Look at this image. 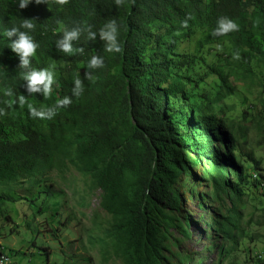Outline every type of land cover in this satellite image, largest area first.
Listing matches in <instances>:
<instances>
[{"label":"trees","instance_id":"1","mask_svg":"<svg viewBox=\"0 0 264 264\" xmlns=\"http://www.w3.org/2000/svg\"><path fill=\"white\" fill-rule=\"evenodd\" d=\"M220 17L239 25L225 35L242 65L233 72L212 66L199 81L218 76L214 98L204 92L194 99L197 86L190 89V77L174 73L171 56L181 37L197 26L209 36ZM24 18H30L35 28L21 31L39 45L30 58L31 67L39 70L54 64L58 69L47 97L27 92L25 69L19 67L20 58L4 35ZM113 19L122 48L118 53L107 52L99 38V29ZM77 25L85 31L72 44L83 52L60 51L56 42L63 30ZM89 26L97 33L95 40L88 38ZM94 55L103 58L104 66L87 69ZM253 59L264 63V0H123L120 6L115 0H68L63 5L29 0L24 9L19 0H0V109L5 112L0 115V184L48 171L60 156L70 157L103 190L102 207L114 218L110 235L126 263L172 264L168 254L179 240L172 239L171 232L189 237L191 223L182 214L184 196L177 187L182 174L200 168L199 183L205 182L215 198L223 193L232 201L228 210L235 220L241 218L243 207L236 199L264 187L262 161L240 146L233 123L214 112L216 102L234 94L236 75ZM180 63L188 68L193 59L185 55ZM86 70L92 80L85 77ZM77 78L83 85L78 96L72 92ZM64 97L71 103L57 107ZM29 105L52 109L55 115L34 117ZM17 132L21 138H15ZM259 144L264 147V134ZM190 191L205 210L206 195ZM213 223L209 224L213 238L221 235L225 240L211 247L221 258L217 264H222L232 249L228 239H233V248L240 242L231 234V220ZM177 256L175 264L192 260L180 251Z\"/></svg>","mask_w":264,"mask_h":264},{"label":"rangeland","instance_id":"2","mask_svg":"<svg viewBox=\"0 0 264 264\" xmlns=\"http://www.w3.org/2000/svg\"><path fill=\"white\" fill-rule=\"evenodd\" d=\"M172 36H165V44ZM185 55L193 59L188 68L180 63ZM237 57L227 35L212 32L208 36L199 26L179 39L171 56L174 73L188 75L190 89L197 86L193 92L198 100L204 92L214 98L219 84L215 74L207 75L204 81L199 78L216 65L231 72L241 68ZM47 69L54 72L55 78L57 67L52 64ZM236 77L234 94L216 102L214 112L233 123L240 146L253 151L264 168V147L259 144L264 134V63L253 59ZM21 137L17 132L15 138ZM200 176L201 169L196 168L193 174H182L177 183L184 196L182 214H187L191 223L187 227L189 237L183 238L178 230L171 232L172 239L179 240L178 247H172L168 254L172 264L179 260L178 251L192 257L186 264L221 261L217 249L211 247L225 240L221 235L213 238L209 224L223 218L231 220V234L240 243L233 248V239H228L232 249L222 264H264V187L247 190L236 199L243 207L241 218L235 220L228 210L234 206L232 201L225 200L223 193L215 198L205 182L199 183ZM191 189L206 195L203 201L208 211L199 206ZM102 195L92 176L67 156H60L48 171L1 183L0 250L9 254L10 264H127L111 238L114 218L102 207Z\"/></svg>","mask_w":264,"mask_h":264},{"label":"clouds","instance_id":"3","mask_svg":"<svg viewBox=\"0 0 264 264\" xmlns=\"http://www.w3.org/2000/svg\"><path fill=\"white\" fill-rule=\"evenodd\" d=\"M42 0H35V3L40 4ZM57 4L63 5L68 3V0H55ZM123 0H115V4L120 6ZM29 0H19V8L24 9L28 7ZM59 23V21H58ZM184 25L187 26L186 22ZM33 30L35 25L31 22L30 18H24L22 23L17 26H12L6 29L4 35H6L11 41L10 48L15 52L19 58V67L25 69L23 73V80L26 82V90L29 94L42 93L44 97L50 95L52 91V85L55 82L54 72L44 68L35 69L31 67V57L35 55L36 49L39 45L34 41L33 37L26 31H21V29ZM239 25L232 19L228 17H220L217 20V27L213 30V35H225L230 31H237ZM87 30L88 38L95 40L97 38V33L91 31L89 26ZM85 29H82L79 25L73 27L71 30L65 28L63 30V36L60 40L56 42V47L68 54H74L75 52H83V49H74L72 41L79 39L80 34ZM118 25L115 19L106 22L99 29V38L105 42V50L107 52H121L122 48L118 42ZM238 58V57H237ZM104 66V60L102 57L94 55L91 57L87 64V69H96ZM85 77L92 80V75L87 70L84 73ZM83 91L82 81L77 78L74 81V87L72 89L73 95H80ZM11 95L9 91L7 93ZM21 105L25 102V97L22 95L20 98ZM71 103L70 97H64L57 101V107L67 106ZM30 114L34 117H39L41 119L47 118L51 119L55 115V111L52 109H40L38 110L32 105H29ZM3 109H0V115H4Z\"/></svg>","mask_w":264,"mask_h":264},{"label":"built area","instance_id":"4","mask_svg":"<svg viewBox=\"0 0 264 264\" xmlns=\"http://www.w3.org/2000/svg\"><path fill=\"white\" fill-rule=\"evenodd\" d=\"M0 264H10V256L4 249L0 250Z\"/></svg>","mask_w":264,"mask_h":264}]
</instances>
